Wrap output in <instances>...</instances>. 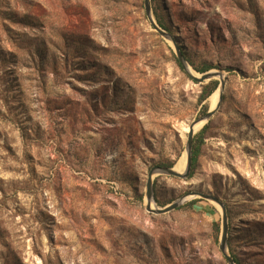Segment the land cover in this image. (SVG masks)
I'll return each mask as SVG.
<instances>
[{
  "label": "rangeland",
  "instance_id": "374dc122",
  "mask_svg": "<svg viewBox=\"0 0 264 264\" xmlns=\"http://www.w3.org/2000/svg\"><path fill=\"white\" fill-rule=\"evenodd\" d=\"M0 0V264H264V0ZM158 25V24H157ZM179 47L185 67L174 48ZM181 67H180V66ZM223 76L214 117L186 127ZM186 68V69H185ZM192 148V149H193Z\"/></svg>",
  "mask_w": 264,
  "mask_h": 264
},
{
  "label": "water",
  "instance_id": "95a60500",
  "mask_svg": "<svg viewBox=\"0 0 264 264\" xmlns=\"http://www.w3.org/2000/svg\"><path fill=\"white\" fill-rule=\"evenodd\" d=\"M144 6H145V10L146 13L148 15V18L150 20V23L152 24L154 30L160 34L162 37L164 38H169V35L167 33H165V31H163L156 23H154V21L152 20L151 16H150V4H149V0H144ZM174 48L177 54V59L179 61V63L185 67V61L183 60L181 51L179 49L178 46H176L174 44ZM186 69V68H185ZM189 72V74L191 75V77L193 78L194 81L202 83L204 81L210 80L213 77H219L221 76L219 73L217 74H211L209 72L206 73H202L199 75V77L194 76L192 74L191 71L187 70ZM224 88H225V80H221L220 85L218 86L219 89V98H218V104L215 108L213 109H209L208 112L202 116L200 119L192 122L190 124V131L187 133V138H186V149H185V170L183 173H177L174 171L173 168H166V167H156L154 168L149 176H148V180H147V185H146V194H145V198L147 201V210L151 211L155 214H165L168 213L170 211L175 210L178 207V203H171L168 206H166L165 208L162 209H157V210H152L151 208V204L153 201V196H152V176L153 174L157 173V174H165L168 176H173V177H177V178H181V179H187L190 175V171H191V167H192V148H193V138H194V127L199 124L200 122H205L204 125H206L216 114V112L218 111L219 107H220V103L222 100V96H223V92H224ZM203 127V126H202ZM187 196H192V197H201L204 198L206 200H210L213 201L214 203H216L217 205H219L221 207L222 210V232H221V240H220V250L223 254V256L226 258L228 264H235L234 260L231 256H229L227 254V247H226V239H227V216H226V212H225V208L224 206L221 204V202L215 198H213L212 196L208 195V194H198V193H189Z\"/></svg>",
  "mask_w": 264,
  "mask_h": 264
},
{
  "label": "trees",
  "instance_id": "16d2710c",
  "mask_svg": "<svg viewBox=\"0 0 264 264\" xmlns=\"http://www.w3.org/2000/svg\"><path fill=\"white\" fill-rule=\"evenodd\" d=\"M155 19H156V22H157L158 26H159L160 28H162L163 30H166V26L164 25V23H163L161 17H160L158 14H155ZM179 66H180V65H179ZM180 67H181V66H180ZM195 70H196L198 73H206L207 71L210 70V67H209V66H205V67H203L202 69H199V70L195 68ZM217 88H218V83H216V82H213V83H211L210 86H207V87L205 88V90H204L202 96H201V102H203V101L206 100L208 97H210V96H211V95L217 90ZM207 112H208V108H207V107H204V114H206ZM206 129H207V126H204V127L202 128L201 132H200V135L203 134V133L205 132ZM196 157H197V148L194 147V148L192 149V157H191V158H192L191 174H192V171H193L194 163H195V161H196ZM161 167L172 168V165H170V164H169V165H163V166H161ZM191 174H190V175H191ZM232 258H233V260H234V263H235V264H238L237 260H236L234 257H232Z\"/></svg>",
  "mask_w": 264,
  "mask_h": 264
},
{
  "label": "bare ground",
  "instance_id": "6f19581e",
  "mask_svg": "<svg viewBox=\"0 0 264 264\" xmlns=\"http://www.w3.org/2000/svg\"><path fill=\"white\" fill-rule=\"evenodd\" d=\"M211 74H217L216 72H212ZM222 75V74H221ZM223 76H219V80H220V82H221V80L223 79L222 78ZM218 98H219V92L218 93H216V94H214V96H213V100H212V102H211V107H210V109H213V108H215L216 106H217V104H218ZM204 124H205V122H200L199 124H197L195 127H194V132L196 131V130H198L199 128H201L202 126H204ZM190 131V124H189V126H187L186 127V130H185V132H189ZM174 169V168H173ZM185 170V169H184ZM184 170H183V172H184ZM175 171V170H174ZM176 172V171H175ZM182 172V173H183ZM178 173V172H177ZM181 174V173H180Z\"/></svg>",
  "mask_w": 264,
  "mask_h": 264
}]
</instances>
